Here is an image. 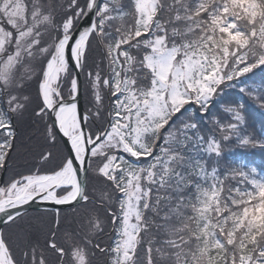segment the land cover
Wrapping results in <instances>:
<instances>
[{"label": "snow or ice", "instance_id": "6c2138e0", "mask_svg": "<svg viewBox=\"0 0 264 264\" xmlns=\"http://www.w3.org/2000/svg\"><path fill=\"white\" fill-rule=\"evenodd\" d=\"M253 106L264 0H0V264H264Z\"/></svg>", "mask_w": 264, "mask_h": 264}, {"label": "trees", "instance_id": "16d2710c", "mask_svg": "<svg viewBox=\"0 0 264 264\" xmlns=\"http://www.w3.org/2000/svg\"><path fill=\"white\" fill-rule=\"evenodd\" d=\"M258 80L259 77H257V81ZM249 123L253 126L252 128H250V130L259 133L261 131L262 125H264V113L253 106V108L251 109ZM252 153L253 150H248V159L254 160L256 165L264 163V153L259 152V150H254V155Z\"/></svg>", "mask_w": 264, "mask_h": 264}]
</instances>
